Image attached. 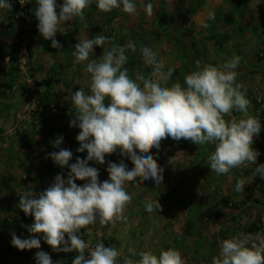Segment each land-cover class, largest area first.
<instances>
[{
  "label": "rangeland",
  "instance_id": "obj_1",
  "mask_svg": "<svg viewBox=\"0 0 264 264\" xmlns=\"http://www.w3.org/2000/svg\"><path fill=\"white\" fill-rule=\"evenodd\" d=\"M16 1L11 5H17ZM28 2L31 4L26 17L33 26L30 42L33 55L29 63L28 57H18L12 63L10 55L3 56L19 40V19L15 7L0 10V264H35L34 254L38 250L47 252L53 264H71L76 255L74 251H54L42 239L40 249L24 250L12 246L10 240L13 233L20 238L41 235L27 231L32 222L22 217L23 211L17 206L19 194L31 191L39 195L58 173L62 178L67 175V167L54 164L46 154L67 148L73 153L69 163L87 154L86 150L76 152L79 142L75 137L80 130L69 126L74 109L66 99L77 88L89 91V74L84 71L87 61L78 63L72 55L74 45L86 35L110 37L102 48L94 46L91 60H98L103 50L112 45L134 42L136 50L126 49L128 59L123 65L133 79L138 71L153 70V65L140 52L144 43H152L164 57L165 66L177 67L179 71L180 76L176 80L170 78L169 84L180 81L183 85L184 76L195 68L198 60L201 65H217L239 56L236 82L242 85L241 90L250 101L249 114L261 123L252 146L264 148V119H261L264 116V0H134V14L120 8L102 12L93 2L83 10L82 17L60 23L55 35L61 44L59 49L51 47V41L39 33L34 14L37 5L35 0ZM147 3L153 6L151 15L145 14ZM230 7L235 18L227 22L223 14ZM56 11L58 14L59 8ZM209 12L214 13L213 19H209ZM205 23L207 27L202 26ZM244 23L247 30L241 29ZM84 25L88 27L85 29ZM45 92L47 101L57 109L48 118L42 114L45 101L38 102ZM57 114L65 116L57 120ZM242 116L239 111L231 113L236 119ZM58 136L63 137L59 148L52 143ZM199 150H203L202 154ZM204 150L203 145L190 140L162 138L159 149H149L164 169L160 185L151 179H137L139 173L128 177L124 182L132 190L133 198L126 202L124 213L115 215L105 225L96 222L79 229L80 237L89 248L101 239L114 241L122 255L133 259L136 257L130 249L158 252L161 248L174 247L180 251L184 264H211L223 239L248 233L256 238L255 232L248 229L255 227L253 217L260 208V190H264V179L254 174L255 165L264 163V153L254 165L242 164L218 175L209 168L210 151ZM121 156L134 163L130 153L120 148L106 154L104 164L89 161L99 170L98 181L108 179V162H115ZM198 157H201L199 163ZM241 178L245 180L244 188L237 192L235 183ZM147 200H158L161 207L147 212ZM194 249L204 256H199V251L194 256Z\"/></svg>",
  "mask_w": 264,
  "mask_h": 264
},
{
  "label": "clouds",
  "instance_id": "obj_2",
  "mask_svg": "<svg viewBox=\"0 0 264 264\" xmlns=\"http://www.w3.org/2000/svg\"><path fill=\"white\" fill-rule=\"evenodd\" d=\"M93 2L102 12L116 8L129 14L136 12L134 0H62L60 4L57 0H35L39 33L51 41V47L59 49L61 44L55 35L60 23L82 17L83 10ZM11 7L10 0H0V10ZM144 11L151 15L152 4L147 3ZM208 17L213 19L214 13L209 12ZM109 39L102 34L91 38L86 35L72 51L76 62L87 61L84 71L89 74V91L77 88L66 97L74 109L69 126L80 130L75 137L79 142L76 152L86 150L87 154L69 163L72 151L59 148L63 137L52 141L59 150L47 153V158L61 168L66 166L67 175L62 178L58 173L39 195L31 191L19 194L17 206L26 216L33 217L27 231L41 235L20 238L13 233L10 243L19 250L40 249L42 239L54 251H74L76 255L71 264H184L180 251L174 247L161 248L158 252L130 249L135 259L122 255L114 241L101 239L89 248L78 234L79 229L96 222L105 225L115 215L124 213L126 202L133 198L132 190L124 182L128 177L139 173L137 179H151L160 185L164 169L149 149H159L162 138L177 141L183 138L196 145H213L207 160L209 168L218 175L242 164H255L259 152L252 146L253 137L259 134L261 123L249 114L250 101L241 90L242 85L236 82L235 69L241 58L233 56L217 65H201L198 60L195 68L184 76L183 85L179 81L169 84L174 67H166L158 48L146 42L140 52L153 65V70L138 71L137 78L133 79L123 67L128 59L126 49L136 50L131 40L103 50L98 60L89 59L94 46L102 48ZM233 111L243 116L231 117ZM117 148L130 153L134 163H129L125 156L109 161L108 179L98 181L99 170L89 161L104 164L105 155ZM254 174L264 179V163L255 165ZM76 180L86 182L78 185ZM244 184L243 178L238 179L235 191H243ZM160 207L158 200L145 202L147 212ZM34 256L35 264H53L43 250L36 251ZM211 264H264V237L252 240L250 236L238 234L223 239Z\"/></svg>",
  "mask_w": 264,
  "mask_h": 264
},
{
  "label": "built area",
  "instance_id": "obj_3",
  "mask_svg": "<svg viewBox=\"0 0 264 264\" xmlns=\"http://www.w3.org/2000/svg\"><path fill=\"white\" fill-rule=\"evenodd\" d=\"M29 1V0H28ZM27 0H23V4L19 2V0L16 1V4L18 5L17 8V17L19 19V31H20V43L16 45L18 57L20 59H25L29 55V44L31 42L32 37V24L28 21L26 17V6H27ZM260 102V101H259ZM57 109L53 104H48L46 107L43 105L42 107V114L45 116H53L56 113ZM19 118H22L23 115L21 113L18 114ZM261 119H264V116L261 117Z\"/></svg>",
  "mask_w": 264,
  "mask_h": 264
},
{
  "label": "trees",
  "instance_id": "obj_4",
  "mask_svg": "<svg viewBox=\"0 0 264 264\" xmlns=\"http://www.w3.org/2000/svg\"><path fill=\"white\" fill-rule=\"evenodd\" d=\"M12 1L13 0H10V2H11V4H12ZM30 4L31 3H29V2H27V6H26V9H29V6H30ZM12 7H15L14 8V13H16L15 15H17V8H18V5H12ZM234 13H235V11H234V9H233V7H230L224 14H223V17H224V20L225 21H227V22H232L233 20H234ZM241 29L242 30H247V26L245 25V23L244 24H242L241 25ZM19 33V35H20V31H18ZM20 37H19V40L16 42V43H14V45H12L11 47H10V49H8V50H6L5 51V53H4V55L3 56H5V55H10V57H11V59H10V61L13 63V62H15V61H17V58H18V52H17V48H16V45H18L19 43H20ZM29 55H28V59H29V61H28V63L30 62V60H31V57H32V55H33V50H32V48H31V44H29ZM12 68V67H11ZM12 70V69H11ZM178 76H180L179 75V71H178V69H177V67L176 68H174V71H173V73H172V80H176L177 78H178ZM180 82V81H179ZM181 83V82H180ZM47 97H48V93H44V94H42V96L40 97V99H38V102H42V101H45V104H44V106L46 107L48 104H49V101H47ZM44 116V115H43ZM62 116H65V114L64 115H61V114H57V120H59V119H61V117ZM45 118H48V117H46V116H44ZM63 118V117H62ZM83 181H81V180H78L77 181V184L78 185H80L81 183H82ZM22 217H23V219H26L27 221H31V222H33V217H31V216H29V215H25L23 212H22ZM196 251H199V249L198 250H196ZM198 253V255L199 256H204V255H202L201 254V251H199V252H197ZM197 253H196V255H197ZM197 255V256H198ZM72 259V258H71Z\"/></svg>",
  "mask_w": 264,
  "mask_h": 264
},
{
  "label": "crops",
  "instance_id": "obj_5",
  "mask_svg": "<svg viewBox=\"0 0 264 264\" xmlns=\"http://www.w3.org/2000/svg\"><path fill=\"white\" fill-rule=\"evenodd\" d=\"M231 1H233V0H231ZM234 2H236V1H234ZM258 8H259V6H258ZM262 18V17H261ZM262 140H264V137L262 138ZM264 142V141H263ZM204 147H205V152H211L212 151V148H213V145H211V144H205V145H203ZM212 146V147H211ZM264 146V145H263ZM254 148V147H253ZM199 149V148H198ZM198 149H196V152H197V150ZM254 149H256L258 152H259V155L258 156H260L261 154H263L264 153V148L263 147H261V146H258V147H255ZM213 150H214V148H213ZM202 151L203 150H199V153L200 154H202ZM209 152V153H210ZM201 157H198V163L200 162V159ZM260 158V157H259ZM262 158V157H261ZM264 158V157H263ZM198 163H196V165L195 166H197L198 165ZM263 189V188H262ZM261 191V193H260V195H259V199H258V201L260 202V208L257 210V212H256V214L254 215V217L253 218H256V220H255V223H254V225H255V227L253 228H251V229H248V230H250V233H254L255 232V236L254 237H256V238H252V240H258V238H261L262 236L264 237V190H260ZM219 202V201H218ZM249 234V233H248ZM248 234H246L247 236H251V237H253L252 235H248ZM251 242V241H250ZM197 249H194L192 252H193V255L195 256L196 255V253H195V251H196Z\"/></svg>",
  "mask_w": 264,
  "mask_h": 264
}]
</instances>
